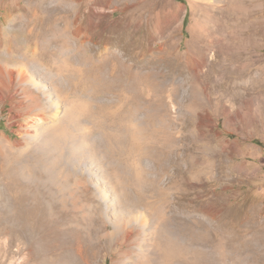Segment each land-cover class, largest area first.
I'll list each match as a JSON object with an SVG mask.
<instances>
[{"label": "rangeland", "instance_id": "obj_1", "mask_svg": "<svg viewBox=\"0 0 264 264\" xmlns=\"http://www.w3.org/2000/svg\"><path fill=\"white\" fill-rule=\"evenodd\" d=\"M0 69V264H264V0H0Z\"/></svg>", "mask_w": 264, "mask_h": 264}, {"label": "bare ground", "instance_id": "obj_2", "mask_svg": "<svg viewBox=\"0 0 264 264\" xmlns=\"http://www.w3.org/2000/svg\"><path fill=\"white\" fill-rule=\"evenodd\" d=\"M108 1V0H107ZM128 29V28H127ZM127 31V30H126ZM26 57V56H25ZM27 58V57H26ZM20 71V70H19ZM23 71V70H22ZM18 74V76H19V78L17 79L18 80V82L19 83H21V84H25L26 82V77H27V75H25V73H24V71L23 72H21L20 71V74L19 73H17ZM6 76L7 75H5V72H4V70L3 69H0V86L1 85H3V86H5V87H8V88H10L13 84H15V83H18L17 82V80L15 79L16 77H15V72L14 71H12V70H10L9 72H8V78L9 79H7L6 78ZM31 85L32 84H30V85H28V83L27 84H25V87H24V92H26L28 95H30V90L32 91V89H30L31 88ZM1 88H2V86H1ZM33 93V92H32ZM35 94H36V92H34V95L33 96H35ZM31 96H32V94H31ZM39 96V95H38ZM36 100H41V99H36ZM39 102V101H38ZM40 103V102H39ZM80 105V104H79ZM77 110V111H76ZM80 110V112L81 111H83V108H81L80 106H78V105H76V104H73L72 105V107H70L68 110H67V114H66V118L65 119H63L62 120V122H60L61 123V128L60 129H57L58 127H55V128H53L52 129V131H51V134L53 133V137H54V139L57 141V140H59L60 138H62V139H66L68 136V134L69 133H71V131H70V129H68L69 127H75V125L76 124H81L82 122H81V120H80V116L78 117V111ZM85 110V109H84ZM82 114V113H81ZM87 114V113H86ZM87 118H88V121H89V123H91L92 124V126L89 128V130L87 131L88 132V134H91V133H94V125H96V122H97V118H95L94 117V114H91V113H88L87 114ZM42 118H44V117H39L38 119L40 120V119H42ZM81 122V123H80ZM71 123V124H70ZM73 123V124H72ZM81 125H83V124H81ZM127 128V127H126ZM76 129V128H75ZM57 130H58V132H57ZM60 130V131H59ZM79 130V129H78ZM96 130V129H95ZM123 130H124V128H123ZM91 136V135H90ZM69 137H70V135H69ZM61 139V140H62ZM62 142V141H61ZM63 144V143H62ZM59 145V144H58ZM57 145V146H58ZM39 197V196H38ZM40 198V197H39ZM39 200V199H38ZM21 201V200H20ZM23 201V200H22ZM36 202V201H35ZM72 202V201H71ZM40 204H41V202H40ZM40 206V205H39ZM53 206V205H52ZM77 204H76V202H72V204H71V207H70V213L71 212H73V211H76L77 210ZM64 209V208H63ZM69 212V211H68ZM64 216V215H63ZM63 218V217H62ZM112 225H113V231H112V236L114 235V236H116L117 234H118V232L120 231V224L119 223H117V222H113V223H111ZM111 225V226H112ZM104 226H105V228L108 226V223H105L104 224ZM103 227V226H102ZM123 227V226H122ZM121 227V228H122ZM126 228V227H125ZM107 229V228H106ZM129 230H126V233H125V236H124V238H125V240H127L129 237H130V233H131V231L130 232H128ZM110 234V233H109ZM111 235V234H110ZM107 236V235H106ZM112 236H108V240H109V242L111 241V238H112ZM126 243V242H125ZM143 243V242H142ZM132 246V245H131ZM146 247V246H145ZM144 254V253H143ZM145 255V254H144ZM137 256V255H136ZM136 258V257H135ZM138 260V259H137ZM137 263V262H136ZM141 263V262H140Z\"/></svg>", "mask_w": 264, "mask_h": 264}, {"label": "trees", "instance_id": "obj_3", "mask_svg": "<svg viewBox=\"0 0 264 264\" xmlns=\"http://www.w3.org/2000/svg\"><path fill=\"white\" fill-rule=\"evenodd\" d=\"M185 22H186V19H185Z\"/></svg>", "mask_w": 264, "mask_h": 264}]
</instances>
